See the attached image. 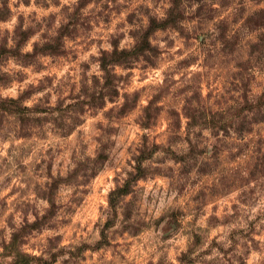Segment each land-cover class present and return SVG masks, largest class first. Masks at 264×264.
Instances as JSON below:
<instances>
[{"label": "clouds", "instance_id": "obj_1", "mask_svg": "<svg viewBox=\"0 0 264 264\" xmlns=\"http://www.w3.org/2000/svg\"><path fill=\"white\" fill-rule=\"evenodd\" d=\"M0 264H264V0H0Z\"/></svg>", "mask_w": 264, "mask_h": 264}]
</instances>
